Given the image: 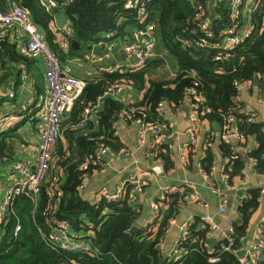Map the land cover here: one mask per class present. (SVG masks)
I'll list each match as a JSON object with an SVG mask.
<instances>
[{
  "label": "trees",
  "instance_id": "16d2710c",
  "mask_svg": "<svg viewBox=\"0 0 264 264\" xmlns=\"http://www.w3.org/2000/svg\"><path fill=\"white\" fill-rule=\"evenodd\" d=\"M11 1L13 0H0V10L6 11ZM16 1L29 11L32 21L45 35L51 51L59 55L62 64L72 59L85 58L86 54H90L92 46L103 40L106 34L117 35L114 42L118 43L119 39L139 26L136 16L124 8L125 0H73L71 3L70 0H59L54 4V11H49L42 0ZM244 1L240 17L233 22L230 0H205L204 7L207 9L208 5L211 6L204 13L199 12L198 3L191 0H152L150 19L152 21L155 18L160 58L138 72L123 71L112 75L102 73L97 78L85 80L86 88L73 110L61 120L63 139L68 146L65 147L63 140L58 143L37 204L33 196L20 197L14 204L22 229L16 237L15 219L4 229L0 240V264H70L72 261L77 264H178L167 259L160 251V246L164 244L171 221L178 217L176 204L179 198L176 197L175 203L169 205L159 222L132 237L127 231L140 218V213L129 205L131 187L126 186L127 197L119 204H107L104 200L96 205L78 202L79 187L83 184L85 175L102 168L100 165L91 166L86 173L81 170V166L87 158L91 160L96 152H93L94 148L97 149L103 142L113 151L123 148L113 121L129 107L143 108L148 113L149 121H157L161 116L159 105L166 103L170 109L180 107L195 83H198L197 90L206 100L205 107L211 109L204 118L207 122L222 125L224 117L230 115L238 119L247 118V115L237 114L239 104L236 96L240 85L254 81L255 77L264 76V0ZM250 9H254V12L249 13ZM56 17L70 23L73 40L79 42V49L71 46L68 54L59 51L56 44L58 34L51 28ZM204 21L208 24L206 30L200 27V23ZM234 23L243 30L252 25L253 33L240 45L230 49L226 44L228 31ZM23 41L24 37L18 38L17 43L10 41L8 37L2 44L0 104L9 100L5 88L11 80L16 81V87H20L25 74L30 75L27 69L30 70L35 63L30 57L21 54L20 46ZM218 57L221 59L217 60ZM168 64L174 68V78L170 80ZM153 69L163 73L166 80L152 79L150 71ZM115 84L125 86L132 95L133 90H138L141 95H134L137 103L124 104L120 101V96L105 97L106 91ZM101 97V106L95 108ZM88 108L94 109L93 118L83 122ZM92 122L95 126L93 129ZM22 125L18 124L8 132H0V158H11L15 154L16 144L21 139L19 130ZM244 130H249L246 136H254L257 141V147L249 149L248 158L256 163L257 171L264 174L263 126L245 125ZM220 148L224 156L234 162L233 172L228 170V173H241L245 170L246 166L237 149L233 151L232 146ZM164 150L168 151L164 153ZM156 153L157 159H163L166 163L170 160L168 144L163 145ZM208 158L205 163L207 170L214 161L211 152ZM57 169L65 174L64 180ZM55 177L59 179L56 185L52 183ZM56 187L62 194L61 205L56 211H51L47 207L49 203L55 202V198L50 200L48 192L55 193ZM259 204L258 192L251 191L250 196L240 205L243 224L236 225L234 229L232 251L241 249L240 239L246 235ZM106 210L109 215L102 219V213ZM82 216H87L96 226L102 223L101 227L95 226L97 229L94 235L88 237L99 248L101 255L94 252L56 253L47 246L43 235L49 237L54 234L53 229L46 224L48 219L57 218L70 222L72 231L80 234L81 224L84 223ZM210 231L209 226L200 220L191 224V242L188 248H198L199 252L190 253L183 264H238L233 252L221 254L216 263L210 261L216 255V249L203 250Z\"/></svg>",
  "mask_w": 264,
  "mask_h": 264
},
{
  "label": "built area",
  "instance_id": "2783aa9c",
  "mask_svg": "<svg viewBox=\"0 0 264 264\" xmlns=\"http://www.w3.org/2000/svg\"><path fill=\"white\" fill-rule=\"evenodd\" d=\"M198 3V11L204 13L210 9L211 5H208L206 9L204 7L205 0H191ZM73 0H70V3ZM152 0H125L124 8L130 11L136 16L138 22V28L129 33L122 39L118 40V43L113 42L108 47L107 58L110 57L115 51L122 52L127 58V63L119 62L114 67L108 69H102L103 73L114 74L116 72H138L158 58H160L158 44L159 39L156 32V25L154 19H150V5ZM233 22H235L241 14L244 8V0H230ZM210 4V3H209ZM249 13H253L254 9H250ZM69 24V23H68ZM202 30H206L208 24L204 21L200 23ZM71 28V27H70ZM69 27L65 29L64 36L58 42L59 49L63 52H67L70 47V41L72 38V30ZM17 30L21 37H24V41L21 44L20 52L34 60L43 59L45 66V81L46 89L43 94L38 95L39 92L35 93L28 101L24 102L23 105L18 109L17 112L11 113L8 110L3 109L0 104V132H8L21 122L30 119L31 121L40 120L42 124L39 133V142L36 147V156L34 162L21 161L15 162L12 169L9 171L8 182L5 184L0 178V192H3V196L0 198V233L4 235V227L7 221L15 219V231L14 235L17 237L22 229V224L17 218L14 204L20 197L33 196L34 201L37 204L41 189L47 175L51 169L53 158L56 152L58 143L63 140V131L61 130L62 118L71 113L76 102L82 95L86 88V81L79 79L71 75L72 71L70 68L65 67L61 64L60 58L57 54L53 53L46 43L45 35L42 31L34 24L29 11L21 7L16 0L11 1L6 11L0 10V50L2 44L8 39V33L12 30ZM253 33V27L250 25L249 28L243 30L240 29L238 24H233L231 29L228 31L229 38L227 40V47L234 49L244 39H247ZM115 36L109 34L108 40H111ZM201 46H207L200 44ZM104 59V58H103ZM221 58L218 57L217 60ZM0 69L2 65L0 63ZM28 77L27 73L23 78L21 89H27ZM244 84L251 85L252 81H248ZM198 83L189 89L188 97L191 100V110L189 114V127L187 130V136L189 138V149H195L200 143V134L202 125L204 123L205 116L211 112L210 108L205 107V98L197 90ZM125 89V86L121 84H115L110 87L105 97L118 98ZM18 88L12 86L6 89L9 99H15L17 96ZM240 92L237 94L238 99ZM104 97V98H105ZM103 98H99L97 107L101 106ZM164 103L159 105L160 113L163 111ZM239 107H237V111ZM86 119L83 122L93 118L94 109L88 108L86 111ZM120 118L135 124L139 130V147L144 148L147 155L156 158L157 151L167 141L172 139L176 135L175 126L170 122L164 121H149L148 113L143 108L131 106L125 112L120 115ZM256 115L249 113L246 118V122L252 124L255 122ZM238 118L234 115L224 117L222 130L220 133V139L225 144H230L233 140L242 141L243 135L236 125ZM212 140H208L205 144V150L212 147ZM121 153L128 155L125 148H122ZM114 156V151L111 147L107 146L104 142L99 144L96 149L94 156L90 159H86L84 165L81 166V170L86 173L89 172L91 166L100 165L102 168L100 172H105L108 162L107 159ZM187 160V157H185ZM1 162V160H0ZM249 172L246 170L244 175L246 176ZM204 177L207 178L208 174L203 173ZM87 177V175H85ZM227 179L230 180V176L227 174ZM59 181L57 177L53 178L52 183L56 185ZM127 186L131 187L129 205L137 210L138 195L142 193L147 186V181L143 178L132 180ZM84 187V184L80 186V189ZM175 190L168 188L163 192L162 200L173 193ZM264 194V191L261 192ZM50 200L55 198V202L47 207L51 211H56L58 206L61 205V197L59 189L55 190V193L51 194ZM100 196L107 204H119L124 198L127 197L126 186L122 187L116 192H112L106 188H102L99 191ZM219 213L224 214L228 207V197L225 192L219 191ZM163 202H156L152 206L151 224L155 225L162 218ZM205 207V204H201ZM202 222L209 226L210 232L217 230L214 219L210 216L202 218ZM46 224L50 226L54 234L46 237L44 241L47 246L56 253H75V252H94L97 255H101L99 248L95 247L88 239L89 236L94 235V231L97 228L89 230L88 235L85 238L75 234L72 231L70 222L61 221L59 219L51 218L46 221ZM181 234L179 239L174 244L173 248L167 252L165 244L160 246V251L169 260H174L178 264H183L185 259L192 252H199L198 248H188L191 242V224L186 223L181 228ZM234 235V229L229 232ZM247 234V233H246ZM1 236V238H2ZM246 236V235H245ZM245 236L240 239L241 245L245 239ZM0 238V240H1ZM81 238L84 241H81ZM255 244L252 248L247 251L243 256H237V253L241 251H232L231 245L227 241V245L220 246L216 251V255L210 258V261L216 263L220 260V255L224 253H232L236 256L238 264H260L264 260V218H262L258 226L254 230ZM209 240L204 244V249H209ZM210 250V249H209ZM220 250V251H219ZM70 264H77L72 261Z\"/></svg>",
  "mask_w": 264,
  "mask_h": 264
},
{
  "label": "crops",
  "instance_id": "0c3cea01",
  "mask_svg": "<svg viewBox=\"0 0 264 264\" xmlns=\"http://www.w3.org/2000/svg\"><path fill=\"white\" fill-rule=\"evenodd\" d=\"M42 1L49 11H54V4L59 0ZM68 23V21L61 20L58 17L51 23L52 31L58 34V39L56 41L58 49V42L64 36L65 29L71 27L70 23ZM70 29L72 30V28ZM108 35L109 34H106L103 40L94 44L90 50V54H86L85 58L67 61L66 63H71V66L68 68H70L72 72H75L71 67L76 66V72L88 81L102 74V69L112 68L117 63L122 62L126 56L121 48L120 52L115 51L110 57H106L107 54H109L108 47L113 44L117 37V35H115L111 40H108ZM8 36L10 41L17 43V39L21 37V34L15 29L10 31ZM73 41L72 31L70 47L72 46L75 49ZM69 49L67 52H63L60 49L59 51L68 54ZM34 61L35 63L31 66L30 70L27 69L30 73V75L27 74V89L24 90L23 88L21 89V87H17L18 91L16 98L12 100L9 99L2 104L5 111L8 110L11 113H15L24 102L29 100L31 94L34 95L39 92L38 95H41L44 93L46 89L44 61L42 58ZM62 65L65 66V64ZM154 71L156 73L159 72L156 69L151 70L150 77L157 81H163L152 75ZM169 71H171V73L168 77L172 76L171 79H173L174 68L171 64L167 65V73H169ZM162 77L163 78L160 79L166 80L164 76ZM257 78L258 84H254V81H252L251 85L242 84L239 86L240 94L238 99H236L239 104L237 114L244 116L249 113H254L256 119L252 124L262 125L264 132V76H259ZM12 86H16V81L13 79L6 86L5 91ZM134 95L139 97L141 93L140 95ZM134 95L130 93V90L125 89L121 92L119 98L122 103L132 105L137 103V99H135ZM190 110L191 100L188 95H186L184 103L176 109H170L168 105L164 103L160 118H163L164 122L172 123L177 132L172 139L164 144H168L169 147L170 160L167 163L163 159H157L147 155L146 150L139 147L138 144V127L119 117V120L115 123V130L117 131V137L123 145L122 147L125 148L128 155L121 153V149L114 151V156L107 159L108 165L105 172H100L99 170H93L92 173L90 172L84 179V187L82 189L79 187V198H81V202L96 205L104 200L99 194L102 188L116 192L122 187L127 186L130 181L143 178L147 181V186L144 191L138 195L137 211L140 213V218L133 226H137L140 231L149 229L150 225H152L151 216L153 204L156 202H163V217V213L167 212L169 205L175 203L176 197H178L179 202L176 204V209L179 211L178 217L171 221L170 227L166 230L164 244L167 252L173 248L174 244L179 239L181 234L180 228L183 225L186 223L195 224L196 220L202 221V218L206 216L212 217L218 226L217 230L212 231L211 235L208 237L209 241H213L217 244V247L214 249L211 247H209V249L211 251L216 249L215 251H217L220 246L227 245L224 243L225 240L230 244L233 242L234 235L229 233L230 230L235 229L236 225L241 226L243 224L239 207L243 201L250 196L251 191H256L258 192L260 204L249 223L244 241H241L243 244L241 246L243 247L241 251L237 253V256H243L255 244L254 230L258 226L260 220L264 218V194L261 193L264 191V174H260L256 169V163L248 158L249 149H255L257 147V141L254 136H246L249 130L243 131L245 125L252 124L247 123L246 119H238L236 125L243 135V140H233L230 144H225L220 139L221 131H216L213 128L214 123H209L205 120L202 125L199 146L195 149H189L187 130L189 127ZM160 118L158 120H160ZM20 124H23L22 128L19 130L21 139L16 144L17 149L15 154L11 158L6 159L7 163H5V161L0 162V178L5 184L8 182L9 171L16 161L34 162L37 153L36 147L39 142V130L42 126L40 120L31 121L28 119ZM93 128L91 127V129ZM208 140H212L213 145L211 148L205 150V144ZM62 142H64L65 147L68 146L64 139ZM222 146H232L233 151L237 149L238 154L242 158L241 161L246 166L245 170L235 174L227 172L228 170L233 172L232 168L234 169V162L231 161V158L224 156L220 148ZM161 147H163V145ZM167 151L168 150H164V153ZM209 152L212 153L214 161L209 167V170H207L205 168V163L206 160L209 159ZM234 154L237 156L235 152ZM185 157H187V160H185ZM246 170L249 173L245 176L244 172ZM56 171L57 173L60 172L58 169ZM205 171L208 174L207 178H205L203 174ZM61 173L62 172H60V174ZM227 174L230 176V180L227 179ZM65 177V174L62 173L63 180ZM168 188H172V190L175 191L170 193L166 200L163 201V192ZM219 191L225 192L228 197V207L224 214L219 213ZM3 194V192H0V198ZM201 204H205L206 206L203 207ZM108 215L109 211L106 210L102 213V219ZM82 219L84 222L81 224L82 231L80 234H75L83 238L88 235L90 229L101 227L102 225V223L97 226L94 225L87 216H82ZM81 241L84 240L81 238ZM260 264H264V260Z\"/></svg>",
  "mask_w": 264,
  "mask_h": 264
},
{
  "label": "water",
  "instance_id": "95a60500",
  "mask_svg": "<svg viewBox=\"0 0 264 264\" xmlns=\"http://www.w3.org/2000/svg\"><path fill=\"white\" fill-rule=\"evenodd\" d=\"M73 46H74L75 48L79 49L80 44H79V42H77V41H73ZM165 57L167 58L168 61H171V58H170L168 55H165ZM126 73H127V71H126ZM254 84H258V78H257V77L254 78ZM133 93L136 94V95H140V92H139L138 90H133ZM118 120H119V117H117V118L113 121V123H116ZM160 120L163 121V118H160ZM91 126H92V128H93V126H94V123H93V122L91 123ZM213 128H214L216 131H221V130H222L221 125L218 124V123H214V124H213ZM95 151H96V148H94L93 152H95ZM78 202H81V198L78 199ZM9 224H10V221H7V222L5 223V225H4V227H7ZM0 228H1V225H0ZM139 231H140V230H139V228H138L137 226H133L130 230L127 231V234L133 237V236H135L137 233H139ZM224 243L227 244V241L225 240ZM209 246H210L212 249H214L215 247H217V244H215V242H213V241H209Z\"/></svg>",
  "mask_w": 264,
  "mask_h": 264
},
{
  "label": "rangeland",
  "instance_id": "374dc122",
  "mask_svg": "<svg viewBox=\"0 0 264 264\" xmlns=\"http://www.w3.org/2000/svg\"><path fill=\"white\" fill-rule=\"evenodd\" d=\"M122 63H127V58H125L123 61H122ZM65 66H67V67H70L71 66V63H65ZM72 68V70L73 71H75V72H72L73 73V75L76 77V78H79V79H83V80H86L85 78H83V76L82 75H80V74H78L77 72H76V66H72L71 67ZM171 73V71H169V74ZM157 74H159V75H157ZM152 75H154V76H156L159 80H164V79H160V78H163L162 76H164V74L163 73H156L155 71H154V73L152 74ZM172 78V76L171 77H169L168 79L170 80ZM9 158V157H8ZM7 158H5L4 160L3 159H0L2 162H4L5 161V163H7V160H6ZM53 163V162H52ZM0 172H1V169H0ZM1 236H2V233H0V238H1Z\"/></svg>",
  "mask_w": 264,
  "mask_h": 264
}]
</instances>
